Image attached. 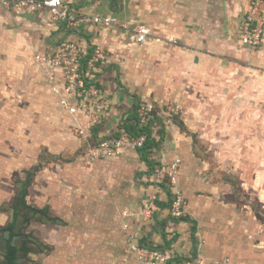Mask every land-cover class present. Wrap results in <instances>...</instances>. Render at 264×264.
I'll return each instance as SVG.
<instances>
[{
    "label": "crops",
    "instance_id": "crops-1",
    "mask_svg": "<svg viewBox=\"0 0 264 264\" xmlns=\"http://www.w3.org/2000/svg\"><path fill=\"white\" fill-rule=\"evenodd\" d=\"M63 1L74 18L71 25L56 23L48 11L39 13L0 5V13L18 20L26 11L34 13L30 26L40 38L34 43L33 59L51 91L35 60L37 52L54 48L66 39L84 38L119 55L116 59L112 55L100 73L111 100L110 112L98 124L102 135L116 133L121 123L132 116L134 97L127 86L139 81L142 64L147 69L159 66L171 72L174 67L204 68L206 78L211 69L214 72L233 65L237 55H256L258 65L264 66V41L252 52L239 40L240 23L251 0ZM95 15L111 16L115 21L104 26L94 22ZM142 25L151 29V35L145 43H136L135 32ZM140 44L141 52L136 53ZM52 93L59 108L66 112V122L74 133V117ZM173 134L178 137L180 131ZM76 139L78 142L68 143L67 147L73 155L44 162L28 188L29 205L48 207L49 213L59 218L58 222L40 221L37 215L25 230L32 242L43 247L41 264H139L129 250L131 236L142 245L168 246L179 257L201 253L207 264H220L226 257L229 264H264V217L237 197L229 181L217 177V168L206 167L194 156L191 147L178 146L176 153L168 156L156 152L150 155L158 163L181 159L171 191L183 198L182 215L189 219L177 220L166 203V188L155 181L137 150L90 161L82 142ZM78 146L81 153L75 154ZM56 148L63 151L66 147ZM26 154L18 159L8 153L0 154V228L15 217L14 179H23L25 170L39 161L27 160ZM262 164L255 171H247L244 184L255 193L264 211ZM91 168L96 171L91 172ZM150 193H156L161 201H156L157 210L151 217L142 212ZM38 256H30L29 263L34 264Z\"/></svg>",
    "mask_w": 264,
    "mask_h": 264
},
{
    "label": "rangeland",
    "instance_id": "rangeland-1",
    "mask_svg": "<svg viewBox=\"0 0 264 264\" xmlns=\"http://www.w3.org/2000/svg\"><path fill=\"white\" fill-rule=\"evenodd\" d=\"M8 16L0 13V154L18 159L27 152V160L38 163L73 155L67 147L78 142L76 135L34 63V43L40 38L30 26L34 13L26 11L20 20ZM142 46L135 52L140 53ZM232 62L214 72L210 68L207 78L204 68L174 67L171 72L142 64L139 81L127 88L135 103L149 99L155 104L151 118L155 141L150 155L168 156L178 146L191 147L194 156L206 167L217 168V177L229 181L237 197L264 217L262 203L244 184L247 171H255L264 162V66L258 65L256 55H237ZM175 130L180 131L178 137ZM81 150L78 146L75 154ZM19 182L14 179V195ZM166 185L172 186L168 181ZM179 195L172 194L171 202ZM30 245L34 249L31 256L39 254L34 264H41L43 247Z\"/></svg>",
    "mask_w": 264,
    "mask_h": 264
},
{
    "label": "built area",
    "instance_id": "built-area-1",
    "mask_svg": "<svg viewBox=\"0 0 264 264\" xmlns=\"http://www.w3.org/2000/svg\"><path fill=\"white\" fill-rule=\"evenodd\" d=\"M5 8L29 9L34 12L48 11L56 23L72 24L74 18L63 0H0ZM94 22L108 26L115 21L114 17H93ZM151 35V29L142 25L135 32V42L145 43ZM239 40L252 52L256 51L264 41V0H251L248 10L243 16L239 28ZM115 53L101 44L90 43L87 39H66L54 48L35 54L36 62L42 67L46 81L57 95L60 105L75 120L74 133L82 142V148L90 161L118 156L129 149L137 150L147 139L145 132L132 134L124 126L116 133L101 134L94 142L93 129L102 123L111 110L109 94L103 86L100 73L103 65L110 61ZM119 55L115 56V59ZM155 110V104L148 99L138 101L135 108L138 126L149 123ZM130 123L137 124V121ZM181 159L157 164L152 172L155 181L174 184L178 177ZM158 196L150 193L142 212L151 217L157 210ZM184 200L179 195L170 204L171 215L179 217L183 214ZM130 237L129 250L135 254L139 264H207L201 253L189 257H179L168 246L155 247L135 243ZM220 264H229V258Z\"/></svg>",
    "mask_w": 264,
    "mask_h": 264
},
{
    "label": "trees",
    "instance_id": "trees-1",
    "mask_svg": "<svg viewBox=\"0 0 264 264\" xmlns=\"http://www.w3.org/2000/svg\"><path fill=\"white\" fill-rule=\"evenodd\" d=\"M138 103V102H137ZM137 103L134 102V108L132 110V116L128 118V120L123 121V123H121L120 126H124L126 129H128V131H130V133L132 134H136L139 135L141 132H145L147 135V139L144 143V145L142 147H140L139 149H137L139 155L141 156V158L143 160L146 161V163L149 165L150 171L153 172L155 166L157 164L160 163H156V161L151 158L150 153L152 152V149L154 147H152L154 141H155V137L152 134V121L150 120L149 123L143 127H139L138 126V120H137V115L135 113V108L137 107ZM131 121H137V124L134 123H130ZM99 132V127L96 126L93 129V137L91 139L92 142L95 141V139H97V135ZM159 145V144H158ZM156 145V146H158ZM43 166L42 162H39L38 164H36L32 169H27L25 170V177L23 179L19 178V183H20V187L18 188V191H20L21 193V199H20V203L19 205L16 207L15 209V217L13 222L9 223L6 228L9 227H13L15 225V221H16V215L18 213V210L21 208H25V210L23 211V215H24V220L21 224V227L24 229L26 226L29 225L30 221L35 218L37 215H39L37 217L38 220L43 221V220H48L51 222H58L59 218L57 216H53L49 213V208L48 207H36V206H32L29 205L26 201V196L29 192L28 188L33 180L34 175L41 169V167ZM167 183V182H166ZM166 183H163V186L166 188V191L169 195L168 198V202H166L167 204H169L171 202L172 199V191H171V187L170 185L167 186ZM158 202L161 203V201ZM177 220H188L189 217L187 216H179V217H175ZM2 230V228H0V231ZM31 248L27 247V250H29Z\"/></svg>",
    "mask_w": 264,
    "mask_h": 264
},
{
    "label": "flooded vegetation",
    "instance_id": "flooded-vegetation-1",
    "mask_svg": "<svg viewBox=\"0 0 264 264\" xmlns=\"http://www.w3.org/2000/svg\"><path fill=\"white\" fill-rule=\"evenodd\" d=\"M6 226L0 231V264H30L34 249L31 247L27 250V247L31 246L29 242H32V238L21 226L18 232L15 231V225L9 228ZM6 230L10 231L8 237L5 235Z\"/></svg>",
    "mask_w": 264,
    "mask_h": 264
},
{
    "label": "water",
    "instance_id": "water-1",
    "mask_svg": "<svg viewBox=\"0 0 264 264\" xmlns=\"http://www.w3.org/2000/svg\"><path fill=\"white\" fill-rule=\"evenodd\" d=\"M20 199H21V193L20 191H18L16 193V196L14 197V203H13V207H17L20 203ZM25 210V208H21L18 210V213L16 215V221H15V231L18 232L19 227L21 226L23 220H24V215H23V211ZM5 235L6 237H8L10 235V231L6 230L5 231Z\"/></svg>",
    "mask_w": 264,
    "mask_h": 264
}]
</instances>
